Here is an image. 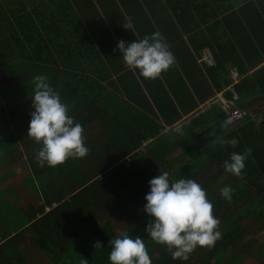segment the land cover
<instances>
[{
  "label": "crops",
  "instance_id": "crops-1",
  "mask_svg": "<svg viewBox=\"0 0 264 264\" xmlns=\"http://www.w3.org/2000/svg\"><path fill=\"white\" fill-rule=\"evenodd\" d=\"M72 1V12L76 16H57L61 29L57 38L48 39L51 41L47 45L53 52L64 53L70 49L72 63L62 61L47 67L44 63L37 64L42 73L48 74L50 84L51 77L54 78L62 102L70 107L71 114L80 113V99L72 95L63 100V96L66 88L77 86L73 74L76 76L79 70H85L84 77L100 81L107 91L105 103L108 106L99 107L104 113L115 114L111 107L117 104L128 114L140 111L164 125L166 128L161 135H167L169 127L180 125L189 137L210 127L205 133L208 138L214 135L236 138L235 146L225 144L221 147L211 143L196 162L183 156L181 149L172 142L158 144L154 153L147 152L140 162L145 163L147 169L157 167V174L151 173V178L162 170L168 172L170 181L192 178L211 201L212 214L219 220L221 235L215 244L204 248L202 254L193 256L202 257L200 263L193 258L194 264H264V0H91L93 6L87 7L83 0ZM97 1H101L100 5ZM225 8L230 12L223 14ZM126 20L133 25L130 31L123 28L122 21ZM69 22H76L78 28L69 26ZM154 31L163 36L174 60L159 77L146 80L126 69L119 52L114 49L118 40L130 42ZM80 35L85 39L78 47L83 38ZM2 39L9 41L7 53L15 55L17 50L10 43V34H0ZM217 42L225 46L221 58L238 57V62L226 63V74L221 71V77H229L231 81L224 89H219L212 79L219 66L214 54L220 52ZM80 52L86 55L87 67L79 57ZM208 54L213 57L214 65L209 62ZM232 68L240 73L235 85L230 78ZM34 72L31 70L25 76L33 77ZM242 81L247 82L248 92L236 91V85H242ZM15 84L16 76L9 74L7 68L0 69V92ZM231 89L238 96L236 105L250 112L239 125L225 123L218 107L206 106L218 93L228 99ZM254 100L259 106L252 107L256 109L252 112L248 105ZM15 104L24 107L11 109L0 99V144L5 136L15 134L13 125L19 124L15 120L17 113L26 122L21 125L22 138L19 137L18 144L13 140L15 144L11 149L4 147L3 155L6 156H0V244L20 232L24 233L23 240H33L35 236L28 230L32 224L30 219L34 215L39 219L45 205L42 192L39 191V196L33 189L37 188L38 181L33 179L29 157L31 138L27 137L29 114L33 110L31 98ZM87 104L89 116L97 113V108ZM193 118V124H189ZM197 118H201V122L196 123ZM152 141L149 139L147 145ZM246 148L251 152L242 175L226 173L222 162L229 153L243 152ZM225 185L231 189L230 199L220 194L219 189ZM45 211L50 208L46 207ZM40 242L42 246L43 238ZM25 246L23 243L21 247L26 251ZM42 252L34 246L29 258L35 264H48V257Z\"/></svg>",
  "mask_w": 264,
  "mask_h": 264
},
{
  "label": "trees",
  "instance_id": "trees-1",
  "mask_svg": "<svg viewBox=\"0 0 264 264\" xmlns=\"http://www.w3.org/2000/svg\"><path fill=\"white\" fill-rule=\"evenodd\" d=\"M72 2V0H0V34H10L12 38L10 43L12 42L17 50L15 55H9L8 39L0 40V65L5 63L7 70H11L13 76H16V84L0 92V99L6 107L10 105L11 109L23 108L24 105L15 106V103L32 95L33 90L29 89L30 93H28L27 89L22 88H28L27 82H32L33 77L25 76L26 73L32 70L36 72L35 75L44 74L48 78V74L42 73L37 64L44 63L47 67L62 61L67 64L72 63L70 49L63 53L53 52L47 47L51 41L48 39L57 38L61 29L56 17L76 16L72 12ZM85 3L86 7L93 6L91 0H83L84 6ZM100 3L101 1H97L98 5ZM227 12H230L229 8H225L222 13ZM77 13L80 11L78 10ZM69 26L78 28L76 22L73 24L69 22ZM69 36L72 34L69 33ZM80 36L83 38L80 39L78 47L83 45L85 39L83 35ZM216 47L220 48L218 55L214 53L219 66L212 79L219 85V89H224L231 81L229 77H221V71L226 74V63L238 62V57L225 60L220 57L221 53H224L225 46L217 42ZM79 57L87 67L86 55L80 52ZM12 60L18 62L8 65ZM19 68L24 73L13 72V69ZM79 71L76 76L73 74V81L77 82V86L66 88L63 100L72 98V95L80 99L78 105L80 113H72V115L69 110L68 114L82 125L84 143L89 151L80 159H68L56 167H39L35 161V153L40 145L31 139L32 151L29 157L33 179L38 181V189L36 187L33 189L39 196L42 192L45 205L39 219L36 215L30 219L32 224L28 230L34 234L33 240H23L24 233L20 232L0 244V264H35L29 258V251L34 246L48 257V264H81L82 259L86 261L85 264H109L108 241L119 233L141 236L151 264H192L193 258L200 263L202 257L193 256L202 254L207 246L195 248L186 261L174 260L163 245L156 244L146 236L144 227L149 217L143 212V205L144 196L149 190L148 181L151 179V172L149 167L147 169L146 164L140 161L143 156H147V152L154 153L153 149H156L158 144L172 142L177 149H181L183 156L196 162L216 135L207 137L205 133L210 127L190 137L187 130H183L182 127L180 132L169 127L168 134L161 135V131L166 128L164 125L140 111L128 114L117 104L111 107L115 114L104 113L99 107L108 106L105 103L108 100L105 98L107 91L100 81L84 77L85 70ZM211 71L209 70V73ZM53 81L54 78L51 77L50 85L57 91V83ZM247 85L246 81H242V85H236L235 89L237 92H248ZM227 98L232 99L233 93H228ZM256 101L248 105V109L252 112L256 110L251 109L252 107L259 106ZM87 103L97 108V113H91L89 116ZM213 106L222 111L219 104L211 105ZM195 118L189 124H193ZM200 119L197 118L195 122H201ZM15 120L19 123L13 125L15 134L2 139L0 156H6L3 155V152H6L4 147L11 149L15 144L12 141L16 140L18 144L19 137L22 138L20 131L26 122L18 113ZM224 120L226 121L225 115ZM171 122L167 123L172 124ZM149 139L153 141L147 145ZM53 205L55 206L52 207ZM46 207L50 208V211L46 212ZM100 213L109 214V217H100V224L94 228L87 227L88 221L91 218L93 220L98 218ZM117 222L120 224L117 225ZM40 238H43L42 246ZM97 241L101 248L94 247ZM23 243L26 245V251L21 247Z\"/></svg>",
  "mask_w": 264,
  "mask_h": 264
},
{
  "label": "clouds",
  "instance_id": "clouds-1",
  "mask_svg": "<svg viewBox=\"0 0 264 264\" xmlns=\"http://www.w3.org/2000/svg\"><path fill=\"white\" fill-rule=\"evenodd\" d=\"M130 31V20L122 21ZM114 51L119 52L124 67L140 78L151 80L160 76L173 63L174 57L163 36L158 31L130 42L118 40ZM30 119L27 137L40 145L35 153L39 167H56L68 159H80L89 149L84 143L82 125L68 114L66 103L58 91L50 85L44 74L32 78ZM225 123H228L225 121ZM213 144L235 146L236 138L216 136ZM251 149L231 152L222 162V168L233 176H241L245 160ZM144 196L143 212L149 217L144 232L153 242L163 245L176 260L186 261L197 247H211L220 238L219 220L212 214V203L205 191L192 178L170 181L162 170L148 181ZM225 199H230L231 189L225 185L219 189ZM109 264H151L141 236L119 233L108 241ZM101 248L99 241L94 245ZM82 259L81 264H85Z\"/></svg>",
  "mask_w": 264,
  "mask_h": 264
},
{
  "label": "built area",
  "instance_id": "built-area-1",
  "mask_svg": "<svg viewBox=\"0 0 264 264\" xmlns=\"http://www.w3.org/2000/svg\"><path fill=\"white\" fill-rule=\"evenodd\" d=\"M209 56V62L211 64H215L213 57L208 54ZM230 78L232 80V85H235L236 83L239 82L240 80V73L239 70L236 68H232L230 70ZM233 93V98L232 99H226L221 93H218L215 98L212 100L211 103L207 104L206 106H211L213 104H219L221 107L225 117L226 121L231 124V125H239L243 121H245L248 117V114L250 113L249 111L247 112L246 110L238 107L235 103V100L237 99V94L234 91V89H231ZM173 130L176 132H180L181 126L180 125H175L173 127Z\"/></svg>",
  "mask_w": 264,
  "mask_h": 264
},
{
  "label": "rangeland",
  "instance_id": "rangeland-1",
  "mask_svg": "<svg viewBox=\"0 0 264 264\" xmlns=\"http://www.w3.org/2000/svg\"><path fill=\"white\" fill-rule=\"evenodd\" d=\"M16 62H18V61H17V60L12 61L11 63H8V65L15 64ZM4 64H5V63H3V64L0 65V67H1L0 69H4V68H6ZM8 65H7V66H8ZM18 71L21 72V68H19V69H13V72H17V73H19ZM21 73H24V71L21 72ZM35 73H36V72H34V76H35ZM9 74H13V73L11 72V70L9 71ZM34 76H33V77H34ZM13 83H15V82H13ZM27 87H28V88H25V87H22V88H23L24 90L27 89L28 93H30V90H29V89H31V91L33 90V84H32V82L28 81V82H27ZM24 93H25V92H24ZM29 156H30V154H29ZM149 164H151V162H149ZM149 171H150L152 174H157V172H158L157 167H153V169H152V167H151V169H149ZM100 217H101V218H108V217H109V214L100 213V216H99L98 218H96V219H94V220L91 218V220L88 221L87 227L94 228L95 226H98V225L100 224ZM115 223H116V222H115ZM119 224H120V222H117V225H119ZM147 247H149V246H147Z\"/></svg>",
  "mask_w": 264,
  "mask_h": 264
}]
</instances>
